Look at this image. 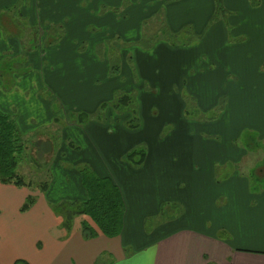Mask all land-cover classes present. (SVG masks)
<instances>
[{
	"label": "crops",
	"instance_id": "obj_1",
	"mask_svg": "<svg viewBox=\"0 0 264 264\" xmlns=\"http://www.w3.org/2000/svg\"><path fill=\"white\" fill-rule=\"evenodd\" d=\"M224 2L249 12L227 16L228 25H208L200 40H193L201 44L195 48L160 37L148 43L158 38L154 24L162 15L169 32L178 33L174 10L156 7L153 0H0V110L35 141L51 139L41 131L45 120L63 124L57 129L61 145L54 140L50 155L41 152L46 161H37L40 166L30 174L48 182L47 191L0 181V264H15L23 256L29 264H264V153L251 154L234 143L244 128L264 139V8L257 13L264 0L260 9L250 0ZM199 51L210 63L182 85L179 78L190 77ZM215 62L222 67L210 69ZM112 64L119 76L110 75ZM225 66L244 80L236 73L235 82ZM134 70L138 82L125 83L130 72L134 79ZM185 86L190 104L197 102L203 114L227 97L217 121L185 116ZM136 87L146 104L139 108L136 98L139 129L124 125L129 114L119 117L109 110L103 121L83 127L69 121L68 113L97 117L103 102ZM239 88L251 89L236 92ZM168 126L173 130L163 135ZM219 134L226 138H211ZM133 149L147 152L141 166L126 160ZM247 162L249 174L243 176L239 168ZM228 165L237 168L226 171ZM85 166L119 185L126 207L120 236L104 235L87 215L96 236H85L80 215L69 232L51 209V201L87 198L79 172ZM218 168L229 176L219 175ZM251 183L257 185L253 192ZM66 188V194L57 191ZM29 195L36 202L23 212ZM174 204L184 210H174ZM162 215L169 219L147 234L149 218ZM23 243L28 253L16 254Z\"/></svg>",
	"mask_w": 264,
	"mask_h": 264
},
{
	"label": "trees",
	"instance_id": "obj_2",
	"mask_svg": "<svg viewBox=\"0 0 264 264\" xmlns=\"http://www.w3.org/2000/svg\"><path fill=\"white\" fill-rule=\"evenodd\" d=\"M217 1L219 5L223 4L222 0ZM148 43H146V45H149ZM119 74L120 70L115 64H112L110 75L119 76ZM107 110L114 111L119 117L123 114H129L127 120L124 119L125 121H123V119H120L129 129L136 130L141 127L140 119L137 117V113L139 112L138 101L132 92L116 93L112 101L103 102L99 106L98 116L95 118H92L91 115L87 113H73L69 117V120L79 125H86L91 120L101 122L105 118L104 113ZM186 111L188 110H185V116L187 117L188 112L186 113ZM196 111L197 108L194 109V112ZM204 115L206 116L207 113ZM215 120L217 121L216 117L206 118V121L210 122ZM252 134L257 136V134L251 133L253 138L254 136ZM70 145L71 147L74 146L72 141ZM255 146L259 145L256 144ZM36 147L38 153H46V151H44L46 147L45 140L37 143ZM47 147L50 151L54 148V146L51 147L49 145ZM30 150L15 120L0 110V181L3 183L15 184L19 187L32 186L33 184L36 187L40 186L39 188L41 190L47 191L48 182L42 181L35 184L31 180L27 181L23 173L19 172L21 160L33 159L39 161L36 155L32 154ZM146 155L147 152L145 149H133L126 154V160L131 165L138 167L145 162ZM36 164L40 166L38 162ZM79 172L82 174V186L87 193V198L85 200H50L51 209L63 219L61 224L62 227L70 232L75 217L82 214L89 216L104 235L108 237L120 236L123 232L126 207L119 185L110 177L98 175L88 166L82 167L79 169ZM35 202L36 196L29 195L21 211L25 212L29 210ZM82 225L85 236L94 237L97 235L96 230L91 227L92 225L88 221L84 220ZM21 261L22 260H17L15 264H29L26 261Z\"/></svg>",
	"mask_w": 264,
	"mask_h": 264
},
{
	"label": "rangeland",
	"instance_id": "obj_3",
	"mask_svg": "<svg viewBox=\"0 0 264 264\" xmlns=\"http://www.w3.org/2000/svg\"><path fill=\"white\" fill-rule=\"evenodd\" d=\"M222 1H223V4L219 5V2L217 0H153L152 4L155 5L156 7H159L161 5L162 7H169L170 9L174 10L175 16H176V25H178V27L176 29H174V28L173 29L175 31L178 30L177 31L178 33L175 34V32H171V31L169 32V30L167 29V27L165 26V23L163 21V19L166 20V16L162 15V16L156 18L155 24H154L156 32L158 33V38L156 37V39H147V41L150 43H154L155 41H158V39L160 37V41H163V40L167 41L169 44H172L174 46H180V45L186 46V45H192L194 43L195 48L201 47V44L199 45L196 42H194L193 40L194 39L200 40L199 37L201 35H204V33L207 31L208 25L213 26V28H217V27H219V25L223 26L224 21L228 25V22L226 21L227 16H229L231 14H234V15H236V14L245 15L246 14L247 15L249 12V11H246V8H238V9L228 8L225 5L224 0H222ZM250 1H251L252 5L255 6L256 8H259V6L261 5L260 0H250ZM263 8H264V5L261 9L262 12H259V10H258L257 13L263 14ZM252 14H254V12ZM237 25L238 24L235 23L232 27H229L230 31H232L233 28L237 27ZM196 45H198V46H196ZM247 57L250 60V58H252L253 55L249 54ZM206 59L208 60V57L203 56L201 51H199V53H197V60H196L195 64L192 66L193 68H191V70L189 71L190 77L186 76V74H185V75H181L179 78L182 81V85L183 84L186 85L185 84L186 82H183L184 80H187L188 82L192 81V72H194L195 69L198 72L201 71L200 69H207V65L205 67H202L203 64L207 63ZM263 61H264V58L262 59V62ZM208 63H210V62H208ZM215 63H216L215 65H212L211 68L209 66V68L214 69L217 66L222 67V62H215ZM229 66L231 67V65H229ZM225 67H226V71H229L228 66H225ZM260 71L262 73H264V64H263L262 69L260 68ZM229 72L232 74L230 76V78L234 79L235 82L237 81L238 78L240 79V81L244 80V77L242 75H240L239 73L231 72V71H229ZM132 73H133L134 79L133 80L131 79V72H130L129 76H127V74H126V76L123 77V79H125V81H124L125 83H127L129 81L131 85H134L133 82H135V83L138 82L139 77L137 76V73L135 72V70L132 71ZM236 73H237L238 78H236V76H234V75H236ZM122 82H123V80H122ZM186 86L182 89V94H183V98L188 103V107H187L188 111H186V113L187 112L190 113V114L187 113V117L189 119H200V120L204 119L205 120L206 118H211V117H216L218 119L221 116V112L223 111V106L225 104L227 97L225 98V96H222L221 99L219 100L218 105L215 108L208 111L207 115L205 116L203 114V111L200 109V105H199V107H197L198 106L197 102H196V104H190V103H192V101L190 100L191 97H188V96L189 95L191 96V94L187 90ZM226 88L229 89V87H226ZM226 88H224V90ZM250 89L251 88H239L238 90H236V92H239V90H240L242 93H244V92L250 91ZM144 91L147 92L149 90L145 89ZM173 91H174V93H177V94L181 91V86H180L179 81L175 82V84L173 86ZM41 93H42V95H49L48 91H42ZM140 93H141L140 88L136 87L134 94H135L137 99H138V96ZM225 94H226V90H225ZM138 100L140 103L139 108H140V105H142V106L146 105L144 102H141L140 99H138ZM246 101L249 104V106L246 108L250 109L251 104L249 102L250 101L249 96L246 97ZM195 107H197L196 112H194ZM109 113L111 115L116 116V113H114V111H112V110H109ZM68 115L71 116L72 113H68ZM91 116H94V114H91ZM137 117L138 118L140 117L139 112L137 113ZM59 121H60L59 123H56L55 125H53V123L50 124L52 122V120H45V123L48 125L41 129L42 132H48L51 134L50 140H47V138L45 136L39 137V138H43V140L46 141V147H45L44 151H46L47 155H50L52 152L48 149V147H47L48 145L53 147L55 145V141H56V145L58 148L61 145L60 143L63 141V137L57 132V129H59V126L60 125L63 126V124L61 123L62 120H59ZM69 121H71V120H69ZM215 121H213V122H215ZM225 121L227 124L228 118ZM65 126H68V125H65ZM81 127H83V125ZM69 128H71V127L69 126ZM170 130H173V126H168L167 128H165L163 135H167ZM251 133L257 134V136L252 134L255 139L251 136ZM202 136L206 137L205 134H203ZM212 137L219 139V138H221V135L220 134H219V136L211 135V138ZM225 138H226V136H223V138H221V139L224 140ZM31 139L29 137L25 138L27 146L30 147V149H31L30 152L32 154L35 153L37 160L42 161V162L46 161V160H43L45 158H42V153H38V152L36 153V151H37L36 144L40 143V141L42 139H39V141H35V140H37L36 138L35 139L33 138V140H31ZM67 140L70 141V139H67ZM236 140L237 141L234 143L237 146L239 145L240 147L248 150L249 153H251V154H254V153L262 154V153H264V139L260 138V135L257 132L250 131L249 128H244L241 131L240 136L236 137ZM256 144L259 146H255ZM65 153H67V152H65ZM36 163H37V161H35L33 159H26V160H21V165L19 166V172L23 173V175L26 177L27 181L31 180L35 184L39 183V181H36L34 179H38V180L43 179L41 177H38L37 175H36L37 177H34V178H33V176L30 175V174H32L31 172L33 171V168L36 169V167H37ZM249 164H250V162H247L241 168H239V170L242 171L243 176L244 175L248 176L249 169H250ZM229 166L230 165H228L225 168L226 171H228V169L237 168V167L233 168V167H231V166L229 167ZM226 171H224L222 168L217 169L218 174L221 176H229V174ZM226 178L227 177H222L221 179H226ZM255 186H257V185H252V183H251L250 189L252 190V192L255 190ZM32 187L36 188L35 192H37V193L39 191H41V189L39 188L40 186L36 187L35 185L32 184ZM67 190H68V188H66L64 190L58 189L57 191L59 193L66 194ZM173 208H174V210H184L183 206H181L180 204L179 205L174 204ZM80 216H83L82 221H84L85 219L89 220L87 217H85L82 214ZM168 219L169 218L167 215H162L158 218L157 217L149 218V220L146 224L147 234L153 233L152 231L155 229V226H156L155 223L156 222H161V221L168 220ZM149 252H152V251H148V253ZM15 253L18 255L23 254V253H28L26 244L23 243V244L19 245L18 248L16 249ZM23 257H18L19 259H17V260L26 261V260L22 259Z\"/></svg>",
	"mask_w": 264,
	"mask_h": 264
}]
</instances>
